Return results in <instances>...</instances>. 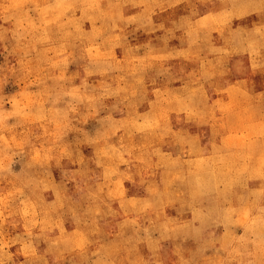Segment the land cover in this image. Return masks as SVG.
I'll return each mask as SVG.
<instances>
[{
  "label": "clouds",
  "instance_id": "1",
  "mask_svg": "<svg viewBox=\"0 0 264 264\" xmlns=\"http://www.w3.org/2000/svg\"><path fill=\"white\" fill-rule=\"evenodd\" d=\"M0 57V264H264V0H0Z\"/></svg>",
  "mask_w": 264,
  "mask_h": 264
},
{
  "label": "rangeland",
  "instance_id": "2",
  "mask_svg": "<svg viewBox=\"0 0 264 264\" xmlns=\"http://www.w3.org/2000/svg\"><path fill=\"white\" fill-rule=\"evenodd\" d=\"M134 12H135V10H132V11L129 12L128 14L131 15V14H133ZM81 14H82V13H81L80 11H77V12H76V16H77V17H80ZM5 26H7V25H5ZM98 26H99V25L97 24V27H98ZM83 28H84L85 31H91V30L93 29V23H92V21H91V20L85 21L84 24H83ZM159 35H161V33H159V32L153 34L152 39H153L154 43L156 42V41H155V37H156V36H159ZM148 38H149V37H146V36L140 35V37H139V42L143 43V42H144L145 40H147ZM132 42H133V43H136L137 41L133 40ZM171 46L178 47V46H179V41H172V42H171ZM116 54H117V56H118V58H119V57H120V50H119V49L116 50ZM2 62H3V58L0 57V63H2ZM13 62H14V61H13ZM171 63H175V61H172ZM188 67L190 68V67H191V64H189ZM72 70H73V69H70V71H72ZM261 87H264V83L261 84ZM124 186H125V187H128V184L125 182ZM117 207H118V206H117ZM66 227H67V226H66ZM68 230H71V228H69ZM18 247H19V245L10 246V247H9V251L12 252V253H16ZM41 247H43V245H41ZM17 259H18L19 261L22 262V261L24 260V257H23V255H21V256L17 257Z\"/></svg>",
  "mask_w": 264,
  "mask_h": 264
}]
</instances>
